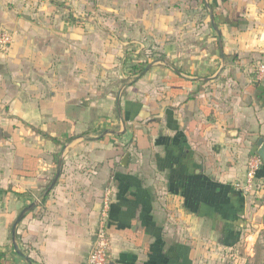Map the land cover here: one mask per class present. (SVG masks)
<instances>
[{
  "label": "crops",
  "instance_id": "crops-1",
  "mask_svg": "<svg viewBox=\"0 0 264 264\" xmlns=\"http://www.w3.org/2000/svg\"><path fill=\"white\" fill-rule=\"evenodd\" d=\"M0 27V264H85L106 190L109 264L235 243L251 199L233 184L264 140V0H0ZM148 46L161 60L125 86Z\"/></svg>",
  "mask_w": 264,
  "mask_h": 264
},
{
  "label": "rangeland",
  "instance_id": "rangeland-1",
  "mask_svg": "<svg viewBox=\"0 0 264 264\" xmlns=\"http://www.w3.org/2000/svg\"><path fill=\"white\" fill-rule=\"evenodd\" d=\"M134 49L136 48L132 46L130 52L126 54L135 56ZM145 49L146 53L141 52L140 57L143 62L139 63L138 60L130 57L126 66L128 69L132 65L141 67L150 64L158 58L151 46ZM133 77L131 75V79ZM257 191L249 200V214L244 219L245 227L238 232L240 235L236 237L235 243L226 248L211 245L205 253L206 264H264V183L259 184Z\"/></svg>",
  "mask_w": 264,
  "mask_h": 264
},
{
  "label": "built area",
  "instance_id": "built-area-1",
  "mask_svg": "<svg viewBox=\"0 0 264 264\" xmlns=\"http://www.w3.org/2000/svg\"><path fill=\"white\" fill-rule=\"evenodd\" d=\"M13 44V34L0 27V54H6ZM256 79L264 82V62L255 69ZM262 162L257 155L248 158L245 165L243 181H237L233 188L244 198H252L258 191V174ZM109 191L106 190L101 202L97 227L93 234V241L85 264H109L110 238L108 234Z\"/></svg>",
  "mask_w": 264,
  "mask_h": 264
},
{
  "label": "water",
  "instance_id": "water-1",
  "mask_svg": "<svg viewBox=\"0 0 264 264\" xmlns=\"http://www.w3.org/2000/svg\"><path fill=\"white\" fill-rule=\"evenodd\" d=\"M206 4V7L208 8V12H209V17H210V23H211V26L213 28V30L219 35V30L215 24V21H214V16H213V13L212 11L209 9V6L208 4L205 2ZM219 48H220V51H222V46L221 44L219 43ZM222 56V54H221ZM151 65L147 66L146 69H145V72L148 71L150 69ZM117 104L119 105V98L117 99ZM256 146L258 147V151H257V156L260 158L262 164L264 165V140L263 139H258L257 143H256ZM128 158H129V155L128 154H125L123 159H122V166H126L127 164V161H128ZM61 159L58 160L57 162V165H56V171H55V175L49 185V187L47 188L46 192L48 193L51 188L55 185L59 175H60V171H61ZM37 203H32L30 204L29 206L25 207L21 213L18 215L15 223L13 224V227H12V240H13V248H14V251L22 256V253L20 252L19 248H18V245L15 243V231H16V227L17 225L22 221V219L24 218V215L26 213H28L29 211H31L32 209H34L36 207ZM27 259V258H25Z\"/></svg>",
  "mask_w": 264,
  "mask_h": 264
},
{
  "label": "trees",
  "instance_id": "trees-1",
  "mask_svg": "<svg viewBox=\"0 0 264 264\" xmlns=\"http://www.w3.org/2000/svg\"><path fill=\"white\" fill-rule=\"evenodd\" d=\"M211 7V9L213 10V5H211L210 6ZM128 57V56H127ZM129 59V58H128ZM126 60H127V58H125V62H126ZM158 60H161V58H158ZM149 64L147 63V64H145V65H142L141 67L140 66H137V65H132V66H130L129 67V72H130V74L132 75V76H134L128 83L126 82V84L124 83V85L125 86H130V85H132L136 80H138L139 78H141L143 75H144V73H145V69H146V67L148 66ZM38 134H40L42 137H44V138H46V139H48V140H50L52 143H54L55 145H60V142L57 140V139H55V138H52V137H50L49 135H47V134H45V133H43V132H40V131H37V130H35ZM75 137H71V138H69V139H67L66 141H65V143H69L70 141H72L73 139H74ZM63 146V145H62ZM59 155H55L54 156V160L57 162L58 161V159H59V157H58ZM261 170L264 172V165L262 164V167H261ZM260 170V171H261ZM2 255H0V257H1ZM30 262H32L31 260H30Z\"/></svg>",
  "mask_w": 264,
  "mask_h": 264
}]
</instances>
